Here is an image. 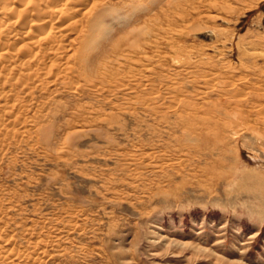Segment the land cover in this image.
Instances as JSON below:
<instances>
[{
    "label": "rangeland",
    "instance_id": "rangeland-1",
    "mask_svg": "<svg viewBox=\"0 0 264 264\" xmlns=\"http://www.w3.org/2000/svg\"><path fill=\"white\" fill-rule=\"evenodd\" d=\"M0 264H264V0H0Z\"/></svg>",
    "mask_w": 264,
    "mask_h": 264
}]
</instances>
